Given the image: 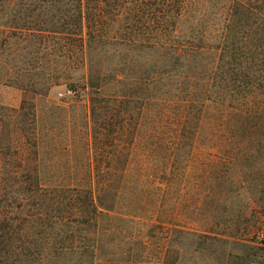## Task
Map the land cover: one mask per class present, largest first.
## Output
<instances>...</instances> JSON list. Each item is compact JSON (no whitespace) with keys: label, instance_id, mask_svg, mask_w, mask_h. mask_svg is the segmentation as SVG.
<instances>
[{"label":"trees","instance_id":"1","mask_svg":"<svg viewBox=\"0 0 264 264\" xmlns=\"http://www.w3.org/2000/svg\"><path fill=\"white\" fill-rule=\"evenodd\" d=\"M224 2L211 20L201 13L192 22V0H0V24L42 39L67 36L55 39L62 49L78 47L86 57L119 50L126 68L135 53L155 57L143 74L122 68L112 83L105 73L89 71L88 149L96 163L89 165L88 174L107 181L40 183V170L31 163L39 161L40 147L35 105L24 99L19 109L11 110L7 116L21 123L15 130L8 125L2 130L6 115H0V137L3 133L6 139L0 138L4 264H46L52 254L65 252L94 258L101 219L112 217L123 196L132 197L133 182L173 181L179 177L182 154L201 145L231 153L248 144L264 147V0ZM19 7L26 11L15 10ZM56 84L44 77L29 86L36 93L42 86L45 95ZM143 85L144 96L138 92ZM144 119L150 126L144 156L156 164L151 174L142 167L130 175L137 145L144 140ZM239 162L237 157L228 161L233 170ZM215 174L205 173L209 186ZM224 176H215L221 180L219 190L208 186V196L223 194ZM32 233L66 239L69 245L35 249ZM35 255L42 257L37 261Z\"/></svg>","mask_w":264,"mask_h":264},{"label":"rangeland","instance_id":"2","mask_svg":"<svg viewBox=\"0 0 264 264\" xmlns=\"http://www.w3.org/2000/svg\"><path fill=\"white\" fill-rule=\"evenodd\" d=\"M226 1L192 0L189 21L195 22L201 13L211 20ZM19 9L26 11L25 7L15 8ZM4 23L0 24V115H10L12 109L21 107L24 99L35 105L40 147L39 161L36 164L32 159L31 163L40 170L39 182L80 185L109 180L88 174L89 165L96 163L91 159L94 151L88 149L92 138L89 71L105 73L112 83V76L122 68L132 75L143 74L155 57L135 53L133 64L126 68V57L119 50L107 55L91 53L87 58L78 47L62 49L56 44V37L67 36L49 34L42 39ZM44 77L54 78L57 84L48 94L44 95L39 85L40 92H33L37 90L30 83ZM144 88L143 85L138 90L143 96L147 94ZM69 89L76 90L78 95L70 96L66 93ZM61 93L65 95L60 96ZM156 93L157 97L161 95L159 89ZM141 103L146 102L136 105ZM6 116L2 130L6 125L14 130L21 125ZM143 124L144 140L137 145L130 175L142 167L151 174L150 169L156 164L151 158L147 162L144 156L150 126L145 119ZM0 138L6 142L3 133ZM157 157L160 156H154ZM232 157L240 159L235 165V175L228 163ZM177 165L179 177L173 181L145 179L141 184L132 183V197L123 196L112 217L101 219L96 257L65 252L52 254L44 260L46 264H264V147L251 148L248 144L242 151L231 153L201 145L182 154ZM218 172L224 173L227 180L221 190L223 194L208 196L209 184L204 175L216 173L210 186L219 190L221 180L215 179L221 174ZM32 237L35 249L69 245L66 239L48 240L41 233H32ZM40 257L35 255V260ZM4 261L0 253V264Z\"/></svg>","mask_w":264,"mask_h":264},{"label":"built area","instance_id":"3","mask_svg":"<svg viewBox=\"0 0 264 264\" xmlns=\"http://www.w3.org/2000/svg\"><path fill=\"white\" fill-rule=\"evenodd\" d=\"M66 93L69 94L70 96H76V95H78V92L76 90H70L69 89ZM64 95H65V93H61L60 96H64Z\"/></svg>","mask_w":264,"mask_h":264}]
</instances>
